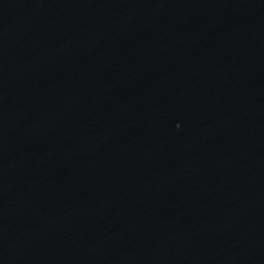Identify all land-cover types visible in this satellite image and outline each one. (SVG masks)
Returning a JSON list of instances; mask_svg holds the SVG:
<instances>
[{"label": "water", "instance_id": "95a60500", "mask_svg": "<svg viewBox=\"0 0 264 264\" xmlns=\"http://www.w3.org/2000/svg\"><path fill=\"white\" fill-rule=\"evenodd\" d=\"M0 264H264V0H0Z\"/></svg>", "mask_w": 264, "mask_h": 264}]
</instances>
